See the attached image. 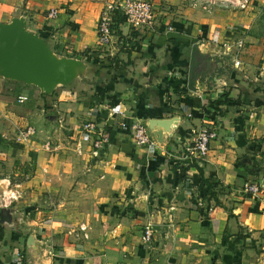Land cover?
<instances>
[{"label": "crops", "instance_id": "0c3cea01", "mask_svg": "<svg viewBox=\"0 0 264 264\" xmlns=\"http://www.w3.org/2000/svg\"><path fill=\"white\" fill-rule=\"evenodd\" d=\"M108 1L10 0L1 6L0 21L23 14L27 27L50 35L59 52L79 57L85 48L94 51L110 75L106 84L56 90L50 98L0 78V91L26 90L31 105L45 101L50 114L41 127L56 128L62 139L55 146L47 140L49 152L44 144L42 152H31L35 175L27 173V183L45 191L42 201L54 198L57 208L35 210L32 217L11 210L18 224L0 223V264H36L25 248L31 232L48 251L39 264H264V188L245 189L264 177V0L245 8L149 0L161 14V30L121 19L120 36L112 31L113 44L99 47L97 22ZM49 8L58 10L57 18L46 17ZM197 41L233 54L208 91L187 85ZM223 91L232 101L212 104ZM172 116L183 122L162 146L134 140L131 126ZM90 119L108 133L98 155L80 128ZM202 127L217 131L207 156L184 159ZM19 153L0 151V161ZM146 225L153 231L149 246L141 241Z\"/></svg>", "mask_w": 264, "mask_h": 264}, {"label": "water", "instance_id": "95a60500", "mask_svg": "<svg viewBox=\"0 0 264 264\" xmlns=\"http://www.w3.org/2000/svg\"><path fill=\"white\" fill-rule=\"evenodd\" d=\"M232 52L192 44L188 89L193 92L208 91L221 79L220 70L229 68ZM219 58V60H217ZM228 61V62H227ZM0 78L32 85L45 97L52 96L58 87L67 88L77 81L93 84L94 68L88 60L63 54L56 50L54 39L27 27L25 15H14L0 21ZM183 118L179 116L145 120L147 134L159 146L168 142ZM264 188V177L261 181ZM0 223L17 226V215L9 207L0 208ZM33 232L26 237V253H31L34 263L43 261L48 251Z\"/></svg>", "mask_w": 264, "mask_h": 264}, {"label": "rangeland", "instance_id": "374dc122", "mask_svg": "<svg viewBox=\"0 0 264 264\" xmlns=\"http://www.w3.org/2000/svg\"><path fill=\"white\" fill-rule=\"evenodd\" d=\"M112 0L108 1L105 4L110 3ZM186 2V0H182ZM192 1L193 3H201L204 8L206 7H222V8H240L232 4L234 0H188ZM191 2V3H192ZM255 0H249V3H254ZM167 4L170 5L168 2ZM247 4V5H248ZM10 5V0H0V9L1 6L4 7ZM104 7V6H103ZM102 11V10H101ZM9 20V19H8ZM6 21V20H5ZM101 65V64H100ZM24 86H32V85H25ZM90 83H85L82 81H77L73 85L67 88L58 87L57 91H62L64 89L73 90L74 88H78V86H84L85 88H89ZM34 87V86H33ZM1 89V88H0ZM17 90L14 89H6L3 88L0 91V95L3 96L0 102V108L3 109L0 112V151L1 152H21L18 155V159H14V156L8 157L3 163V160L0 161V179H8L7 181L0 182V194L7 190L9 192L15 191L17 197L11 198L5 202L0 200V207H9L15 213H21L24 217H32V214H41L42 210H48L51 213L53 210L57 208L58 201L54 200V198L49 199L48 203L43 202L42 199L45 191L36 187V182L32 185L28 184V174L32 176L35 175L33 171H31V167L33 165H28L32 162L33 156L31 152H42L44 144V151L49 152V147L47 146V140L49 141V145L55 146L57 142H59V134L56 128L51 127L50 131L48 128L41 127L40 121L43 120L47 114L49 115L50 112L46 110V104L44 102H40L39 105L32 104L33 100L30 101L28 99L24 103H18L16 101ZM29 97V92L26 90L22 91ZM80 93V92H78ZM81 92L80 94H82ZM43 97L41 98H50ZM30 98V97H29ZM30 101V102H29ZM30 104V105H29ZM28 107V109H27ZM32 107V108H30ZM55 113V112H54ZM56 115V113L54 114ZM82 122V121H81ZM86 121H83V124ZM33 127L34 133L29 135V138L26 140H18V134L21 130H25L27 127ZM21 145V147H17ZM33 146H36L38 151L34 150ZM75 151V150H74ZM24 152H30L28 155ZM70 152V149H69ZM17 155V154H16ZM18 162V163H17ZM33 164V163H32ZM24 165V167H22ZM41 183V178L39 180ZM8 184V185H7ZM35 186V187H34ZM32 187V188H31ZM34 192H31V191ZM47 193V192H46ZM36 208V209H35ZM23 226V225H22Z\"/></svg>", "mask_w": 264, "mask_h": 264}, {"label": "built area", "instance_id": "2783aa9c", "mask_svg": "<svg viewBox=\"0 0 264 264\" xmlns=\"http://www.w3.org/2000/svg\"><path fill=\"white\" fill-rule=\"evenodd\" d=\"M249 0H234L232 4L245 8ZM195 3V2H194ZM115 14L119 15L125 23L138 29H146L153 32H158L162 29L164 22L161 19V14L158 15L153 3L149 0H112L110 3L105 4L97 22V45L99 47H106L112 45L114 42L112 25L113 17ZM58 10L56 8H49L46 17L50 20L57 18ZM166 29L172 31L173 28L167 25ZM225 44H223L224 46ZM16 100L18 103H24L28 100L26 94L20 93L17 95ZM123 128H128L125 123L122 124ZM81 131L87 135L90 140L91 152L94 155H98V152L108 143V133L103 128L102 124L95 119H90L81 124ZM134 140L139 144H154L155 142L147 134L143 124L131 126ZM34 133L33 127L29 126L25 130H21L18 134V140H26L29 135ZM217 137V131L211 127L200 128L191 142L185 147L184 159L188 160H201L207 156L209 151L210 142ZM1 156V154H0ZM28 177V176H27ZM1 181H7L8 179H0ZM8 185V184H7ZM246 191L253 193L259 192L260 185L253 183L245 184ZM15 191L4 190L0 194V200L5 202L11 198H16ZM153 231L149 225H146L141 235V241L149 246L152 241ZM49 254L54 255L49 251Z\"/></svg>", "mask_w": 264, "mask_h": 264}, {"label": "trees", "instance_id": "16d2710c", "mask_svg": "<svg viewBox=\"0 0 264 264\" xmlns=\"http://www.w3.org/2000/svg\"><path fill=\"white\" fill-rule=\"evenodd\" d=\"M121 19L122 18L119 15L115 14V16L113 17L114 24L111 27L112 31H114V33L118 34L119 36H120V32L117 30L116 23L118 24V22ZM78 56L88 60L89 63L91 64V66L94 68L95 78L97 77V79L93 83L94 86H99L100 84L103 85V83L104 84L107 83V81L109 79L108 77L110 75V72L109 71H106V72L101 71V68L103 66L97 63V61H96L97 58L95 57L94 51H91L89 48H85L78 54ZM103 78H105V80ZM256 88L259 89V87H256ZM96 95H102V94L99 92H96ZM42 96L45 97L44 95H42ZM230 101H232V100L228 97V92L223 91L219 97L211 100V103L214 105H219V104H226ZM17 147L20 148L21 145H19ZM25 236H26V234H25Z\"/></svg>", "mask_w": 264, "mask_h": 264}]
</instances>
